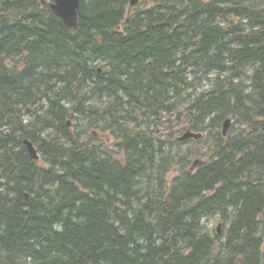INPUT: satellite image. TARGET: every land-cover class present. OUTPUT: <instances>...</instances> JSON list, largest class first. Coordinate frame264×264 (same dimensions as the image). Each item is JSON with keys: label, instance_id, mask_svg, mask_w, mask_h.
I'll list each match as a JSON object with an SVG mask.
<instances>
[{"label": "trees", "instance_id": "1", "mask_svg": "<svg viewBox=\"0 0 264 264\" xmlns=\"http://www.w3.org/2000/svg\"><path fill=\"white\" fill-rule=\"evenodd\" d=\"M48 1L0 0V264H264V0Z\"/></svg>", "mask_w": 264, "mask_h": 264}, {"label": "water", "instance_id": "2", "mask_svg": "<svg viewBox=\"0 0 264 264\" xmlns=\"http://www.w3.org/2000/svg\"><path fill=\"white\" fill-rule=\"evenodd\" d=\"M54 3H52V8L54 9L55 13L57 15H60L63 18V21L67 24L69 27H77L78 25V8L80 5V0H53ZM136 0H132L131 4H135ZM231 124V119H227L224 127H229ZM189 137H195L199 138L201 137L200 133H194L192 131H187L180 139L184 140ZM25 143L28 146V149L30 153L34 157H38L37 150L33 146L32 142L29 140H26Z\"/></svg>", "mask_w": 264, "mask_h": 264}, {"label": "rangeland", "instance_id": "3", "mask_svg": "<svg viewBox=\"0 0 264 264\" xmlns=\"http://www.w3.org/2000/svg\"><path fill=\"white\" fill-rule=\"evenodd\" d=\"M175 125H178V124L177 123H173V122L166 123L163 128H160V134L159 135L168 136L171 132L180 134V132L182 131L181 129L186 126L184 123H183L182 127H181V125H179V126H175ZM175 127H177V129ZM217 225H218L217 221L213 220L211 227L212 228L213 227L217 228Z\"/></svg>", "mask_w": 264, "mask_h": 264}, {"label": "bare ground", "instance_id": "4", "mask_svg": "<svg viewBox=\"0 0 264 264\" xmlns=\"http://www.w3.org/2000/svg\"><path fill=\"white\" fill-rule=\"evenodd\" d=\"M43 2H46V0H42ZM52 3H54V1L53 0H50V1H48V4L50 5V7L52 8ZM53 9V8H52ZM53 11H54V9H53ZM55 12V11H54ZM56 14V13H55ZM57 15V14H56ZM58 17H60L61 19H62V21H63V18L60 16V15H57ZM64 22V21H63ZM64 24L67 26V24L64 22ZM78 26V25H77ZM69 27V26H68ZM70 28H73V27H70ZM75 28H77V27H75ZM96 111V110H95ZM181 111V110H180ZM230 117H228V118H226L224 121H223V123H222V133H223V135H227L228 134V132H229V130H230V128H231V126H232V123H233V119H231V124H230V126L229 127H224V124H225V122H226V120L227 119H229ZM142 138V137H141ZM190 138H195V137H189V138H187L186 140H188V139H190ZM263 215H264V211H263ZM217 230H218V228H217Z\"/></svg>", "mask_w": 264, "mask_h": 264}, {"label": "flooded vegetation", "instance_id": "5", "mask_svg": "<svg viewBox=\"0 0 264 264\" xmlns=\"http://www.w3.org/2000/svg\"><path fill=\"white\" fill-rule=\"evenodd\" d=\"M148 117L150 118V114L148 115Z\"/></svg>", "mask_w": 264, "mask_h": 264}]
</instances>
